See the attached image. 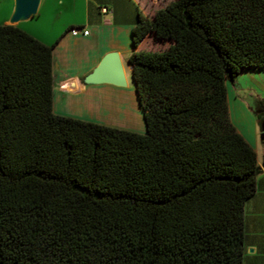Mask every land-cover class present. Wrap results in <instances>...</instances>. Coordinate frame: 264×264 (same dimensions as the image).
<instances>
[{"label":"trees","instance_id":"16d2710c","mask_svg":"<svg viewBox=\"0 0 264 264\" xmlns=\"http://www.w3.org/2000/svg\"><path fill=\"white\" fill-rule=\"evenodd\" d=\"M55 43L0 26V264H241L259 168L225 84L264 71V0L136 15L141 134L52 113Z\"/></svg>","mask_w":264,"mask_h":264},{"label":"crops","instance_id":"0c3cea01","mask_svg":"<svg viewBox=\"0 0 264 264\" xmlns=\"http://www.w3.org/2000/svg\"><path fill=\"white\" fill-rule=\"evenodd\" d=\"M157 2L158 0H39L36 14L29 19L33 22L23 26L18 25L20 22L14 24L43 45L56 42L51 51V109L54 115L138 134L143 132L141 112L126 60L133 51L130 32L136 15L150 13L155 8L148 9V6H154ZM102 8L106 9L104 14L100 12ZM12 10L13 0H0V26L8 25ZM71 28L86 30L87 35L70 36L68 31ZM108 53L118 56L121 68L123 64L126 66L127 76L122 71L125 86L118 88L83 84V78ZM257 72L264 75V71ZM234 103L240 107L248 121L250 136H245L237 124L230 123L255 154L257 137L253 132L254 113L239 102ZM263 160L264 143L261 142V159L256 158L259 173L255 178V192L243 206L241 264H264Z\"/></svg>","mask_w":264,"mask_h":264},{"label":"rangeland","instance_id":"374dc122","mask_svg":"<svg viewBox=\"0 0 264 264\" xmlns=\"http://www.w3.org/2000/svg\"><path fill=\"white\" fill-rule=\"evenodd\" d=\"M171 0H158V2L152 6H148V9H157L163 7L166 3ZM149 5V4H148ZM53 17L50 18L52 20ZM29 22H33L31 20L20 22L18 25L23 26ZM15 26V25H14ZM147 50L155 51L157 48L148 45L146 47ZM123 73L127 76L126 66L123 64L122 67ZM257 71L252 72H242L236 76L234 81L231 84L226 83V103L228 110L229 121L233 122L242 129V133L249 137L250 136V127L248 121L244 114L242 113L240 107L234 103H240L241 105L248 108L249 112L255 113L259 110V106L257 104V99H262L264 101V75H257ZM229 103V107H228ZM253 121L255 122L253 126V132L256 135L255 139V155L257 160L261 159V142L258 138L259 127L256 123V119L252 116ZM143 124V123H142ZM144 129V128H143ZM234 129L238 132L236 127ZM239 133V132H238Z\"/></svg>","mask_w":264,"mask_h":264},{"label":"water","instance_id":"95a60500","mask_svg":"<svg viewBox=\"0 0 264 264\" xmlns=\"http://www.w3.org/2000/svg\"><path fill=\"white\" fill-rule=\"evenodd\" d=\"M39 0H13V10L8 25L32 18L37 11ZM85 85H109L118 88L125 86L122 68L115 53L104 55L97 66L83 78ZM259 140L264 143V121L259 124ZM264 169V163L261 166Z\"/></svg>","mask_w":264,"mask_h":264},{"label":"built area","instance_id":"2783aa9c","mask_svg":"<svg viewBox=\"0 0 264 264\" xmlns=\"http://www.w3.org/2000/svg\"><path fill=\"white\" fill-rule=\"evenodd\" d=\"M100 12L102 14H104L106 12V9L102 8L100 10ZM68 34L70 36H76L77 34H81L82 36H86L87 35V31L86 30H83V29H78V28H71L69 31H68Z\"/></svg>","mask_w":264,"mask_h":264},{"label":"flooded vegetation","instance_id":"af4514ba","mask_svg":"<svg viewBox=\"0 0 264 264\" xmlns=\"http://www.w3.org/2000/svg\"><path fill=\"white\" fill-rule=\"evenodd\" d=\"M259 133H260V131H259Z\"/></svg>","mask_w":264,"mask_h":264}]
</instances>
